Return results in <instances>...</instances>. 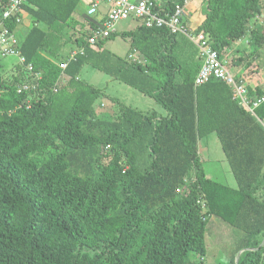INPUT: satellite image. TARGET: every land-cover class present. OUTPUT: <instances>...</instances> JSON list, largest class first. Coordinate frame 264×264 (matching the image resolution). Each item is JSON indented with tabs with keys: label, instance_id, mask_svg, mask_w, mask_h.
<instances>
[{
	"label": "trees",
	"instance_id": "trees-1",
	"mask_svg": "<svg viewBox=\"0 0 264 264\" xmlns=\"http://www.w3.org/2000/svg\"><path fill=\"white\" fill-rule=\"evenodd\" d=\"M80 1L23 4L47 24L46 30L34 24L20 47L41 73L44 99H37L38 89L18 91L35 82L20 62L13 79L0 72V264H207L198 258L208 252L212 217L242 230L227 264H264V103L253 114L233 99L228 83L196 85L203 59L183 33L139 25L90 45L98 24L87 15L84 23L73 17ZM188 1L166 0L165 7L173 11ZM206 5L195 31L220 57L262 11V0ZM78 25L80 35H65ZM118 34L131 38L144 62L126 57L131 62L123 64L108 53L107 66L96 60L106 52L99 51L104 41ZM251 39L259 52L264 33L254 27ZM69 42L78 48L71 60ZM87 63L150 96L166 114L120 103L113 119L102 118L94 102L103 90L77 77ZM63 72L70 79L53 92ZM236 77L248 81L252 100L262 94L251 77ZM31 97L29 107L16 108ZM211 133L237 187L205 172L199 140Z\"/></svg>",
	"mask_w": 264,
	"mask_h": 264
},
{
	"label": "rangeland",
	"instance_id": "rangeland-1",
	"mask_svg": "<svg viewBox=\"0 0 264 264\" xmlns=\"http://www.w3.org/2000/svg\"><path fill=\"white\" fill-rule=\"evenodd\" d=\"M91 1L92 0H81L78 5L79 10L76 12L80 14V12L83 11L84 6ZM206 4L207 0H190L189 3L185 4L187 11L186 22L189 24L191 29L195 30L206 19L208 11ZM83 21L88 22V18H84ZM136 24H138V21L134 19L122 20L116 25V32L121 33L125 29L135 27ZM254 27H257L258 30L264 33V0H262L261 13L251 21L244 36L235 42L233 47L226 48L221 56L223 62L232 73H237L236 71L239 70L241 72H238L237 75L243 74L246 80H250L251 71L253 69H256L255 71L257 72L260 69L264 71V46L259 49V52H256L252 44L251 30ZM67 30L68 33L66 36L69 37L73 35L71 36L72 38H74V35H80V33L76 32H81L79 31L80 29L75 32L70 29ZM107 41L109 42L106 44V48H110L113 52L123 57L121 58L123 64H129L131 62L124 60L125 57H128L127 53L130 50V40L128 37L118 34L115 37L108 38ZM74 45H66L65 53L68 56L73 53V50L77 51L78 48ZM103 50L104 49L101 48L99 51ZM111 52L106 51L99 53L96 60L103 66H107L104 63L106 62L108 55L112 57V61L120 58ZM199 57L203 59L200 52ZM16 60H18L16 55L7 57H2L0 55V72L5 78L13 79L17 75L18 70L16 65L12 66L13 62ZM80 76L85 79L83 82L103 87L106 92H109V94L116 96L119 99L121 97L124 98L127 100L124 101V103L137 107L139 110L144 112H152L153 110H156L160 114H166L164 108L157 104L150 96L144 95L140 91L135 90L124 83L113 81L110 76L101 71L95 70L92 67L89 68L86 65ZM106 99V102L110 106L111 102L109 100H112V98L106 97ZM117 110L118 105L114 106L113 109L104 111V113L102 112L103 114H101V117L109 120L113 119ZM261 122L264 126V120ZM199 154L205 172L210 178L215 179L222 184L237 187V182L230 170L224 151L221 147L220 140L216 133H211L199 140ZM194 176L195 170L193 169L187 179V183ZM201 203L204 205V200H202ZM207 227L208 231L206 235V242L208 252L204 258L199 257L198 260H202L207 264H227L232 250L237 242V238L242 234V230L231 227L228 223L221 221L217 217H212ZM260 242L264 243V237L260 238Z\"/></svg>",
	"mask_w": 264,
	"mask_h": 264
},
{
	"label": "built area",
	"instance_id": "built-area-1",
	"mask_svg": "<svg viewBox=\"0 0 264 264\" xmlns=\"http://www.w3.org/2000/svg\"><path fill=\"white\" fill-rule=\"evenodd\" d=\"M107 3L106 15L101 19H96L99 12V3L93 2L87 9L86 15L91 19L97 21L96 26L88 42L92 46H96L100 39L106 38L115 28L118 22L122 20L134 19L139 22V25L152 28H166L170 33H183L186 35L199 49L203 57L202 66L195 79L196 85H201L212 79L222 80L228 83L232 89L233 99L241 106L247 108L250 112L255 114V109L264 103V87L262 94L256 96L255 99L250 98V90L247 82L243 79H237L236 75L232 73L223 60L219 52L212 47L208 37L202 32H196L191 29L186 22L187 11L185 5H177L173 11L166 9V0H105ZM25 0H0V54L2 56L16 55L18 62L34 75L35 82L31 84L19 85L18 91L22 90H40L39 80L41 75L35 71L31 63H26L25 57L21 53L22 39L17 34L16 29L10 28L8 20L15 21L17 25L22 22L23 4ZM83 50H81L82 52ZM77 52L70 55L69 60L75 57ZM129 57H134L129 54ZM68 60V61H69ZM143 62L142 59H137ZM68 61L62 64V67L67 66ZM58 81L51 88L53 92L58 90ZM38 94V93H37ZM46 94L43 93L37 96V99L44 98ZM31 98H28L24 104L20 103L17 108L25 105L29 107Z\"/></svg>",
	"mask_w": 264,
	"mask_h": 264
},
{
	"label": "crops",
	"instance_id": "crops-1",
	"mask_svg": "<svg viewBox=\"0 0 264 264\" xmlns=\"http://www.w3.org/2000/svg\"><path fill=\"white\" fill-rule=\"evenodd\" d=\"M81 2V1H80ZM79 2V3H80ZM93 2H98L99 3V12H98V15H97V17H96V19H101V18H103L105 15H106V10H107V3H106V1L105 0H92L91 2H89L87 5H85L84 6V9H83V11L82 12H80V14H78L76 11L77 10H79L78 9V5H77V7H76V9H75V11L73 12V17L75 18V19H77V20H79L80 22H83L84 23V18H85V16H86V12H87V9H88V7L93 3ZM104 3V4H103ZM187 3H189V1L187 2ZM119 23V22H118ZM117 23V24H118ZM34 24H37L39 27H41L42 29H44V30H46L47 29V24L45 23V22H41V21H37L36 19H35V17L31 14V13H29L28 11H26L25 9H23V13H22V22L21 23H19L18 24V26L16 27V30H17V34L19 35V37H21V38H24L25 36H26V34L29 32V30L31 29V27L34 25ZM79 26L80 25H78L76 28H67V29H70V30H72L73 32H75V31H78V29H79ZM138 26H139V22H138V24H136V26L135 27H133V28H129V29H125V30H136L137 28H138ZM65 30V35H67V33H68V30ZM117 31V28H115V32ZM70 32V31H69ZM76 33H80L81 34V32H76ZM72 36V35H71ZM74 37H77L76 35H74ZM129 38V40H130V50L128 51V53H127V55H128V57H129V54H133V55H135V57L137 58V59H142V61L144 62V60H145V58H144V56L141 54V53H139L138 51H135V54H134V51L131 49V38L130 37H128ZM108 42L109 41H107V40H105L104 41V45H103V49L104 50H106V51H109V52H111L112 50L110 49V48H106V44H108ZM71 44H73L74 45V43L73 42H69L68 44H67V46L68 45H71ZM66 48V47H65ZM94 49L95 50H97L95 47H94ZM98 49H99V47H98ZM81 50H83V49H81ZM80 50V51H81ZM66 51V50H65ZM72 52H78V50L76 51V50H73ZM133 52V53H132ZM111 53H113L114 55H117V56H119V57H121L119 54H117V53H115V52H111ZM1 55V54H0ZM71 55V54H70ZM126 55V56H127ZM2 56V55H1ZM11 56H13V55H11ZM2 57H7V56H2ZM18 58V57H17ZM123 58V57H122ZM126 58V57H125ZM16 62H18L17 60L15 61V62H13V65L12 66H15V64H16ZM87 65V67H92V68H94L95 70H98V71H101L100 69H98L97 67H95L93 64H91V63H87V64H85L84 66H83V68H82V70L84 69V67ZM82 70H81V72H82ZM81 72H80V74L77 76L78 77V79L80 80V81H84L85 79H83V78H81ZM101 72H103V71H101ZM237 73L238 72H241V71H239V70H237L236 71ZM103 73H105V72H103ZM237 73H234L235 75H237ZM105 74H107V73H105ZM108 76H110L112 79H113V81H117V82H119V83H124V84H126L125 82H122V81H120V80H117V79H115V78H113L111 75H109V74H107ZM69 79H70V76L68 75V74H66L65 72H63L62 73V75L59 77V79H58V83H59V85L60 84H66L68 81H69ZM251 79H252V82H251V84H253V85H255V84H260L261 86H262V88L264 87V71L262 70V69H260L258 72L256 71L255 72V74L253 75V76H251ZM248 82V81H247ZM85 83H87V82H85ZM91 85H93V84H91ZM126 85H128V84H126ZM93 86H95V85H93ZM129 87H131V88H133L132 86H130V85H128ZM96 87H98V88H101L102 90H103V93L101 94V96L99 97V98H97V100L94 102V108L96 109V112H97V114L99 115V116H101V114H103L104 113V111H107V110H110V109H113V107L114 106H116V105H119L120 103H122V104H124V105H127V106H130V107H132V108H136V109H138L137 107H134V106H131V105H129V104H126V103H124V101H127V100H125L124 98H117L116 96H113V95H111V94H109V92H106L105 91V89L103 88V87H100V86H97L96 85ZM133 89H135V88H133ZM135 90H137V89H135ZM139 91V90H138ZM141 92V91H140ZM142 93V92H141ZM144 94V93H143ZM145 95V94H144ZM106 97H111L112 98V100L110 99L109 101L111 102L110 103V106L108 105V103L106 102L107 101V99H106ZM108 109H107V108ZM154 111V110H153ZM103 112V113H102ZM144 112V111H143ZM146 112H148V111H146Z\"/></svg>",
	"mask_w": 264,
	"mask_h": 264
},
{
	"label": "clouds",
	"instance_id": "clouds-1",
	"mask_svg": "<svg viewBox=\"0 0 264 264\" xmlns=\"http://www.w3.org/2000/svg\"><path fill=\"white\" fill-rule=\"evenodd\" d=\"M18 61V60H17ZM40 73V72H39ZM40 75H41V73H40ZM52 90V89H51ZM41 94H43V93H39V91H38V94H37V96H39V95H41ZM46 94V93H45ZM46 96V95H45ZM45 96H44V98H45ZM44 98H42V99H44ZM25 102V101H24ZM24 102H23V104H24ZM18 106V105H17ZM17 108V107H16ZM20 108V107H19Z\"/></svg>",
	"mask_w": 264,
	"mask_h": 264
}]
</instances>
